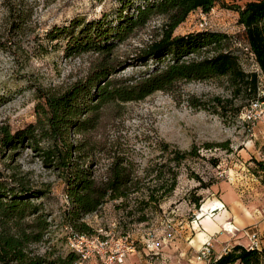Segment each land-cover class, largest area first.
I'll list each match as a JSON object with an SVG mask.
<instances>
[{
	"label": "trees",
	"instance_id": "16d2710c",
	"mask_svg": "<svg viewBox=\"0 0 264 264\" xmlns=\"http://www.w3.org/2000/svg\"><path fill=\"white\" fill-rule=\"evenodd\" d=\"M142 1L131 6L132 0H119L121 5L114 19H109L106 13L90 20L76 17L67 25L49 29L46 35L50 40L64 41L66 57L93 52L98 54L97 63L83 78L66 87H35L34 122L15 131L8 125L0 126V149L4 153L11 152L12 158L19 149H30L45 169L64 181L67 203L62 215L64 229L70 226L83 234L95 233L85 220L86 216L98 212L110 201L127 217L136 216L139 222L146 221L148 212L159 208L176 189L180 166L199 156V148L195 145L182 150L161 140L158 148L166 162L152 164V168L140 171V164L130 156L117 151L109 153L107 145L91 134L99 125L106 106L143 100L158 91L176 95L182 92V85L187 82L214 78L226 79L230 96L215 95L202 99L189 95L191 107L226 114L234 109L233 102L242 94L251 96V100L257 98L258 75L246 72L242 67L233 36L210 28L186 34H175V31L198 9L210 12L222 4L235 10L239 13L238 22L245 29L246 46L254 53L264 73V0H250L244 5L226 4L223 0ZM0 5L6 15V38L10 41V35L26 31L35 8L26 0H0ZM155 16L164 18L161 31L137 55L143 65L152 61L151 68L127 78L114 77L123 62L117 63L111 54ZM0 48H8L6 40L0 39ZM236 110L240 111V108ZM215 146L206 144L207 149ZM103 155L110 161L101 172L98 165ZM212 161L215 166L219 165V158ZM193 176L199 179L200 187L213 184L197 174ZM50 191L49 186H32L14 174L0 176V264L77 262L79 255L68 245L67 249L48 248L45 252L33 247L48 241L52 224L41 199L47 198ZM201 200V195L189 199L198 209L203 205ZM124 228V231L129 229L127 225ZM64 235L67 239L66 232ZM236 262L264 264V246L251 249L235 244L229 253L210 264Z\"/></svg>",
	"mask_w": 264,
	"mask_h": 264
},
{
	"label": "rangeland",
	"instance_id": "374dc122",
	"mask_svg": "<svg viewBox=\"0 0 264 264\" xmlns=\"http://www.w3.org/2000/svg\"><path fill=\"white\" fill-rule=\"evenodd\" d=\"M132 1L131 6L143 2ZM248 1L250 0H223L226 4L239 5ZM26 2L35 8L33 20L25 32L10 35V41L6 38V15L0 5V39L6 40L8 45L5 50L0 48V126L8 125L13 131L36 120L35 87H66L83 78L98 61V54L93 52L66 57L63 51L64 41L50 40L46 35L47 31L54 26L67 25L76 17L90 20L106 13L109 19H114L121 5L119 0ZM199 13L200 9L192 12L176 29L175 34L198 31ZM209 17L210 29L233 36L244 70L257 73L259 85L256 99H261L264 95V74L256 71L257 61L246 46L245 29L238 22L239 13L219 4L211 9ZM163 22V16H155L116 48L111 57L117 63L123 64L114 77L127 78L152 66V61L148 65L141 64L137 55L157 38ZM41 44L43 47H40ZM228 87L225 78L192 81L183 84L182 92L176 95L158 91L143 100L114 103L102 110L100 123L91 134L107 145L109 153L117 151L130 156L140 164V171L152 168V164L166 162V157L161 156L158 148L161 140L182 150H189L193 145L199 148V156L188 159L180 166L178 185L174 192L162 201L159 208L148 212L146 221L139 222L136 216L127 217L111 201L98 212L86 216L85 220L96 232H115L118 235L133 233L137 241V251L128 254L125 264H138V254L146 257L147 261L152 260L153 264H160V258H155L151 247L159 251L161 258L162 255L168 258V264L176 263L178 258V264H189L190 258L196 252L187 248L189 239L193 237L188 224H192L196 212L201 211L189 199L194 195H201L202 204L214 190L218 189L220 193L226 186L232 187L238 193L242 189L257 185L258 182L264 186V114L254 124L246 121L243 115L252 101L251 96L246 93L239 96L233 102L234 109L226 114L196 109L188 103L189 95L202 99H210L215 95L229 97ZM238 107L240 111L236 110ZM207 143L217 146L207 149ZM220 144L228 145L229 148L225 149ZM9 154L12 153H4L0 149V176L14 174L32 186L51 188L49 196L41 199L52 224L47 234L48 241L34 244L33 247L39 252H45L48 248L57 251L59 248L67 249L64 237L66 230L62 227L63 210L67 204L64 181L56 173L45 169L39 157L34 156L30 149H19L12 158ZM101 157L98 167L104 172L110 159L104 155ZM213 158H219V165L213 164ZM139 174L143 175L142 172ZM193 174L213 184L206 188L200 187L199 179ZM251 190L255 191V187ZM126 225L129 229L124 231ZM1 228L0 222V230ZM254 233L259 235L258 232ZM259 239L261 248L264 245L260 235ZM226 247L230 251L233 248L227 245L221 254ZM220 255L213 254L212 257L217 258Z\"/></svg>",
	"mask_w": 264,
	"mask_h": 264
},
{
	"label": "crops",
	"instance_id": "0c3cea01",
	"mask_svg": "<svg viewBox=\"0 0 264 264\" xmlns=\"http://www.w3.org/2000/svg\"><path fill=\"white\" fill-rule=\"evenodd\" d=\"M255 185L248 189H242L241 193L227 186L220 193H218V189L214 190L199 209L201 211H197V213H200L197 222L188 224L193 237L189 239L187 248H191L196 252L204 242L212 239L213 254L220 255L222 249L227 245L233 247L235 244H242L249 247L251 243L250 235L254 231L259 233L263 245L264 186L260 182ZM254 187L255 191L251 190ZM251 196H253L252 199H250ZM214 209L216 210L213 214L211 210ZM228 221H231L235 226L232 232L223 230L224 223ZM138 258V264L148 262L147 258L141 256V254H138ZM159 261L160 264H168L170 260L162 255ZM178 263L179 258L174 264ZM86 264H99V261L96 257H92ZM189 264H198L195 255L190 258Z\"/></svg>",
	"mask_w": 264,
	"mask_h": 264
},
{
	"label": "built area",
	"instance_id": "2783aa9c",
	"mask_svg": "<svg viewBox=\"0 0 264 264\" xmlns=\"http://www.w3.org/2000/svg\"><path fill=\"white\" fill-rule=\"evenodd\" d=\"M199 14L198 28H209V23L211 20L209 17V12H205L200 9ZM252 55L255 58L254 53H252ZM257 66L258 68H256V71H261L263 73L258 62ZM263 114L264 99L252 100L243 112L244 119L251 124H254L258 119H260ZM215 210L216 209L211 210V213L214 214ZM199 216L200 213H197L196 218L192 220L191 223L197 222V220L200 218ZM234 227V224L231 221H228L224 223L223 230L232 232ZM65 230L67 233V245L79 255V259L75 264H86V262L92 257H96L99 261V264H124L128 254L137 251V241L134 239L133 233L131 232H126L122 235H118L115 232H109L108 234L99 232L93 234H83L70 226H66ZM250 239L251 243L248 248L254 249L259 247L260 239L257 233L253 232L250 235ZM156 245L158 246V244ZM150 249L154 251L153 255H155L156 259L161 257L159 251H155L154 247H151ZM229 252L230 249L226 247L219 257ZM212 255L213 243L212 239H209L204 242L202 246L196 251L195 260L198 262V264H210L211 261L217 260L219 258H213ZM148 263L153 264V261L150 260Z\"/></svg>",
	"mask_w": 264,
	"mask_h": 264
},
{
	"label": "bare ground",
	"instance_id": "6f19581e",
	"mask_svg": "<svg viewBox=\"0 0 264 264\" xmlns=\"http://www.w3.org/2000/svg\"><path fill=\"white\" fill-rule=\"evenodd\" d=\"M216 208V207H215Z\"/></svg>",
	"mask_w": 264,
	"mask_h": 264
}]
</instances>
